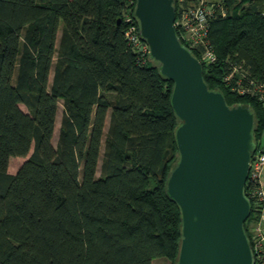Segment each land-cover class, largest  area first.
<instances>
[{
    "label": "trees",
    "instance_id": "trees-1",
    "mask_svg": "<svg viewBox=\"0 0 264 264\" xmlns=\"http://www.w3.org/2000/svg\"><path fill=\"white\" fill-rule=\"evenodd\" d=\"M223 2L204 77L228 103L251 105L259 152L264 102L233 85L264 82V0ZM135 3L0 0V264H177L182 216L167 178L180 118L174 81L126 37ZM12 156L27 157L15 173Z\"/></svg>",
    "mask_w": 264,
    "mask_h": 264
},
{
    "label": "water",
    "instance_id": "water-1",
    "mask_svg": "<svg viewBox=\"0 0 264 264\" xmlns=\"http://www.w3.org/2000/svg\"><path fill=\"white\" fill-rule=\"evenodd\" d=\"M134 13L160 73L174 81L179 155L167 193L182 216L177 264H255L245 228L252 212L246 184L258 149L255 113L210 88L203 62L177 32L175 0H136Z\"/></svg>",
    "mask_w": 264,
    "mask_h": 264
},
{
    "label": "built area",
    "instance_id": "built-area-1",
    "mask_svg": "<svg viewBox=\"0 0 264 264\" xmlns=\"http://www.w3.org/2000/svg\"><path fill=\"white\" fill-rule=\"evenodd\" d=\"M175 3L177 9L175 25L183 42L200 51L199 58L203 63L216 60L217 55L209 38V29L215 16L218 14L226 16L230 12L223 0H175ZM126 20L127 39L142 54L147 53L149 45L140 34L137 21L129 13L126 14ZM231 76L232 73L226 78L229 79ZM233 89L240 93L256 95L264 102V82L248 74H243L233 85ZM248 184H250L248 196L251 201L253 198L252 210L255 211V219L250 225L255 264H264V150H259L255 154L246 186Z\"/></svg>",
    "mask_w": 264,
    "mask_h": 264
},
{
    "label": "rangeland",
    "instance_id": "rangeland-1",
    "mask_svg": "<svg viewBox=\"0 0 264 264\" xmlns=\"http://www.w3.org/2000/svg\"><path fill=\"white\" fill-rule=\"evenodd\" d=\"M63 24V20L61 19L60 21V27H62ZM61 35V30H59V34H58V40H57V46L59 44V38ZM57 55H55V60H56ZM52 75H53V69L51 71L50 74V78L52 79ZM21 106L23 109L27 110V107L25 104L21 103ZM63 99L60 100L59 103V110H58V115H57V120H56V127H55V133L53 135V141L54 144L56 145L57 140H58V134H59V126H60V121H61V117H62V113H63ZM107 123H108V119H107ZM261 147H264V134L262 137V141H261ZM27 159V157H22V156H12L10 159V169L12 170H18V168L24 163V161ZM153 264H170V261L166 258V257H158L155 258L153 260Z\"/></svg>",
    "mask_w": 264,
    "mask_h": 264
},
{
    "label": "crops",
    "instance_id": "crops-1",
    "mask_svg": "<svg viewBox=\"0 0 264 264\" xmlns=\"http://www.w3.org/2000/svg\"><path fill=\"white\" fill-rule=\"evenodd\" d=\"M263 149H264V147H263ZM9 171L11 172V173H15L16 171L15 170H12V169H10V167H9Z\"/></svg>",
    "mask_w": 264,
    "mask_h": 264
}]
</instances>
